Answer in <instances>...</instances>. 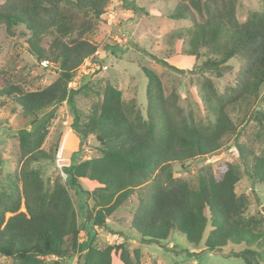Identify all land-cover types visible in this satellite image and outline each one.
Masks as SVG:
<instances>
[{
    "label": "trees",
    "instance_id": "1",
    "mask_svg": "<svg viewBox=\"0 0 264 264\" xmlns=\"http://www.w3.org/2000/svg\"><path fill=\"white\" fill-rule=\"evenodd\" d=\"M110 2L0 0V26L10 35L13 27L23 26L27 50L53 66L57 74L49 84L26 90L0 69V97L11 98L29 118V126L17 132L18 172L0 186V257L5 259L0 264H63L65 258H75L73 264H142L139 254L131 252L124 241L103 247L80 241L69 187L91 200L93 208L87 212L95 227L108 226L106 219L137 193L130 228L141 240L160 243L179 233L190 245L202 244L203 250L212 252L245 241L246 247L229 255L244 264H264L262 235L255 232L256 222L244 216L248 197L235 191L241 178L239 166L224 161L215 171L203 169L195 184L173 169L174 163L182 166L196 156L212 154L236 134L231 109L238 107L264 127V91L260 94L264 87V0H258V9L243 21L236 15L237 0H176L167 12L169 18L190 22L172 35L183 42L184 54L200 60L194 66L197 73L218 78L233 69L231 58L240 61L234 86L219 91L207 76L198 81L205 110L214 114L204 124L184 112L174 92L165 96L158 75L146 66H141L148 79L145 117L134 100H123L121 90L111 83L104 85L100 100L86 114L79 110L75 96L86 87L69 83L87 57L95 60L98 56L99 47L90 35L99 21L106 22ZM130 7L137 15V7ZM62 102L71 114L70 127L80 138L93 135L96 154L62 166L65 180L49 182L32 163L53 157L42 144L52 108ZM256 102L263 106L252 111ZM234 145L247 178L264 183V150L255 153L236 140ZM83 179L92 182L91 191L83 188ZM147 184L149 192L141 193ZM254 243L260 248H252ZM47 257L53 258L47 261Z\"/></svg>",
    "mask_w": 264,
    "mask_h": 264
},
{
    "label": "rangeland",
    "instance_id": "2",
    "mask_svg": "<svg viewBox=\"0 0 264 264\" xmlns=\"http://www.w3.org/2000/svg\"><path fill=\"white\" fill-rule=\"evenodd\" d=\"M110 1L115 12L113 24L109 26L107 21L104 23L103 20L97 23L90 38L99 47L98 56L92 65L84 66L86 72L81 66L78 70L80 78L76 83L86 87L75 96L79 110L86 114L92 105L100 100L99 93L102 92L104 85L111 83L121 90L123 100L133 99L145 117L148 79L141 66H146L158 75L164 95L174 92L178 104L197 123L204 124L213 119L214 114L205 110L200 98L198 81L207 76L214 81L219 91L234 86L238 81L240 61L231 58L229 63L233 69L218 78L211 74L201 75L194 70V66L200 60L184 54L183 42L172 35L175 29L190 24L186 19L176 20L167 16V12L175 7L176 0ZM132 4L138 9L137 15L131 10ZM258 5V0H237V18L240 21L245 20L251 11L258 9ZM132 19L135 21L132 22ZM13 32L14 34L10 35L4 25L0 26V69L8 72L10 81L21 84L26 90L41 88L53 81L57 76L54 67L48 65L46 61H38L27 50L25 46L27 32L24 27L15 26ZM116 38L122 39V42ZM152 55L165 60L168 65L160 63ZM263 91L264 87H261L260 94ZM262 106V103L256 102L252 106V111ZM52 109L53 118L42 147L52 153L53 157L32 163V166L49 182L54 178L65 180L66 175L62 171V166L93 157L97 144L93 135L82 140L70 127L71 114L66 102L57 104ZM229 114L232 120L237 122L236 134L228 136L222 146L212 154L196 156L182 166L174 163L173 169L176 175L195 184L197 175L203 169L211 168L215 171L224 161L238 165L241 178L235 184V191L248 197L249 205L244 216L256 222L254 229L256 233L262 235L260 245L264 247V183H252L247 178L234 145L236 140L247 145L255 153H261L264 150V127L252 116L249 117L248 113L243 115L238 107L231 109ZM28 126L29 118L23 116L21 107L9 97H0V186L14 179L18 172L21 160L17 132L20 128ZM82 185L89 191L94 188L92 182L87 179L82 180ZM140 190L141 193L147 194L149 185L142 186ZM69 192L78 214L80 241H88L97 247L124 241L131 252L139 254L142 264H244L241 258L229 255V251L246 247L245 241L228 243L221 252H212L203 250L205 247L202 244L196 247L190 245L179 233H172L160 243L141 240L130 228L137 193H133L123 207L106 219L108 226L95 227L87 212L93 208L89 197L70 187ZM20 210H24L23 204ZM209 229L208 225L206 231ZM260 245L254 243L251 247L260 248ZM52 258L47 257L46 260L50 261ZM4 260L0 257V262ZM74 262L75 258L63 260V264Z\"/></svg>",
    "mask_w": 264,
    "mask_h": 264
},
{
    "label": "built area",
    "instance_id": "3",
    "mask_svg": "<svg viewBox=\"0 0 264 264\" xmlns=\"http://www.w3.org/2000/svg\"><path fill=\"white\" fill-rule=\"evenodd\" d=\"M106 21H107V25H109V26H111L113 23V21H114V18H115V12H114V10H113V5L110 3L109 5H108V7H107V12H106ZM126 37H124V39H125ZM117 39V41H120V42H122L121 40L122 39H118V38H116ZM95 53H98V50L95 52ZM93 61L94 60H92V56L91 57H87L85 60H84V62H83V64L81 65V67H82V70L84 71V72H86L85 70H84V66H86V65H92V63H93ZM78 78H80V76H79V72L77 73V75L74 77V79L69 83V86H74V85H76L77 83H76V80L78 79Z\"/></svg>",
    "mask_w": 264,
    "mask_h": 264
}]
</instances>
